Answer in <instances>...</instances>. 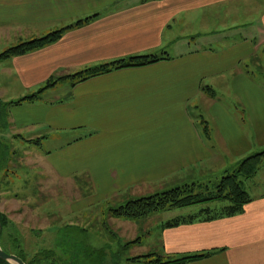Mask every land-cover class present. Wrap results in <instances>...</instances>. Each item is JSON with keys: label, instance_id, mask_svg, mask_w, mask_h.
I'll list each match as a JSON object with an SVG mask.
<instances>
[{"label": "crops", "instance_id": "0c3cea01", "mask_svg": "<svg viewBox=\"0 0 264 264\" xmlns=\"http://www.w3.org/2000/svg\"><path fill=\"white\" fill-rule=\"evenodd\" d=\"M94 16L56 43L0 64L1 74L21 88L22 99L55 77L137 56L164 58L80 83L62 81L41 100L10 108L17 131L45 136L40 146L67 140L45 155L55 174L89 176L93 198L102 203L129 191L202 183L209 178L203 172H214L219 152L234 160V168L264 151V86L257 74L247 73L255 68L244 66L264 54V0H0V32H25L30 40ZM225 20L235 25L217 29L213 34L220 39L213 46L190 39L194 28L209 30L213 21L225 26ZM243 30L258 31L259 38ZM225 86L235 97V113L217 93ZM203 122L217 144L204 137ZM230 169L223 168L222 175ZM258 175L245 184L246 189L252 183L256 193L246 189L253 201L240 214L160 225L159 253L212 254L188 264H264V175L256 181ZM200 206L178 218L227 207Z\"/></svg>", "mask_w": 264, "mask_h": 264}, {"label": "rangeland", "instance_id": "374dc122", "mask_svg": "<svg viewBox=\"0 0 264 264\" xmlns=\"http://www.w3.org/2000/svg\"><path fill=\"white\" fill-rule=\"evenodd\" d=\"M221 23L219 21L210 22L208 25L209 30L205 26V28L202 26L194 28L190 31V39H194L196 45L213 46V43L220 39L217 34H213L217 29H227L235 25L233 21H227L226 23L225 20V26ZM201 28L203 30H200ZM244 31H242L244 36L249 35V37L255 38L256 36L259 38L258 31L255 32V35H252L250 31ZM233 33L231 36H238L237 32ZM0 36V54L10 48L31 41L27 38L29 37L28 33L25 34V32L22 33L21 31L16 33L3 31L0 32ZM192 44L193 48L195 44ZM257 57L261 59L260 64L263 65L262 73H256L258 75L257 82L264 86V54L262 51ZM256 61H258L257 58ZM258 64L259 62L252 64L249 61L244 66L256 67V71L257 67H259ZM1 72L0 99L3 103L0 107H4V112H7L4 116L5 121L9 123V127L0 129V141L7 145L10 160L4 168L0 166V213L7 219L3 236L0 238V245L10 252L11 255L22 253L28 261L44 249H52L62 255L61 250L56 247V238L60 230L72 226L73 228H84L90 231L84 238L86 243L96 250H104L107 253L105 263L114 264L113 253L120 252L121 246L123 247L127 242L135 240L139 234L150 231L149 236L151 237L144 238L142 245H133L121 251L124 256L120 264H146L145 260L137 263H127L125 260L127 258L145 256L149 253L160 254L161 247L155 245V235L159 233L158 229L160 225H163V221L169 222L176 217L195 214L202 207L194 206L162 212L142 223L140 227L132 222L112 219L110 227L114 235L106 234L102 229V224L107 222L109 218V207H119L127 200L168 192L175 188V186L171 185H176V183L163 187L145 188L137 192L129 191L105 202L96 203L93 198V184L89 176L83 174L69 178L59 177L51 170L46 161L45 155L67 143V140L60 139L56 142H44L40 146V141L45 136L32 137V135L23 133V131L20 133L14 128L10 115L11 109H8L5 103L20 100L21 88L17 84H13L8 79L9 77H6L5 74L2 75ZM2 89L8 90L6 95L1 94ZM217 93L223 102L231 107L233 113H235V97L232 92L227 91V86L222 90H218ZM60 95L63 96V92ZM3 121L1 117L0 125ZM210 139L211 145L212 143L217 144L214 139ZM217 151L220 150L217 149ZM212 163L214 164L210 169L214 172L211 174L203 172L204 175L209 176V178L204 176L203 184L218 182V179L225 175L221 173L223 168L231 167L230 171L232 173L241 164L239 163L238 166L232 168L234 160L231 161L227 156H222L221 152H219L218 158ZM261 170L256 181L264 175V167ZM77 177L79 179L78 182L76 181ZM251 184L249 187L246 185V189L247 191L249 189L251 195H255L256 192ZM228 205L229 202L214 203L215 208H222Z\"/></svg>", "mask_w": 264, "mask_h": 264}, {"label": "trees", "instance_id": "16d2710c", "mask_svg": "<svg viewBox=\"0 0 264 264\" xmlns=\"http://www.w3.org/2000/svg\"><path fill=\"white\" fill-rule=\"evenodd\" d=\"M95 17L97 16L79 21L74 26L57 32H53L45 37L34 39L26 43H22L16 47L10 48L0 54V64L13 58L25 56L31 52L40 50L53 43H56L67 31L77 27H81L92 21ZM256 58L258 59V61H256ZM162 60H164V58L157 56H137L129 58L128 60L111 62L94 69L86 70L74 76L55 77L51 83L46 85L37 93L24 97L18 101L5 103V106L10 109L13 106H21L25 103H35L41 100V96L46 90L54 87L62 81L72 80L74 84L80 83L100 75L109 74L113 71L128 68L145 67ZM255 62H259V67H257L256 72L247 69V73L251 75H256V73L258 72L262 73L263 65L260 64L259 57H255L251 60L252 64ZM205 90L210 93L211 97L215 96V93L210 88H205ZM2 103L3 102L0 99V106L2 105ZM5 113L7 112H4V107H0V118L2 117L4 121ZM4 121L0 125V129L9 127V123L7 121ZM201 125H203V135L206 138L210 139L206 124L203 122ZM9 155L10 154L7 145H4L2 141H0L1 168H4L9 162ZM263 167L264 151L244 159L236 171L232 172L231 174H226L218 182H213L211 184H185L161 194L158 193L150 197H140L139 199L135 200H127L119 207H109V218L107 222H104L102 224V229L106 234L112 235L113 231L110 227V222L112 219L132 222L140 227L142 223H144L148 219H152V217H154V215L156 214L158 215L162 212H170L175 209L208 205L215 202H229V206L221 209L220 211H212L206 208L197 215L169 221L166 224H163V227L174 228L185 223H192L199 219L209 221L224 217L236 216L243 211L244 207L247 204L253 201V199L245 189V184L249 180L255 178ZM76 181H79L78 177L76 178ZM0 218L2 222V233L0 235L1 238L7 224V219L1 213ZM149 232L150 231L147 232L148 234H139V236L135 240L127 242L125 245H123V247L121 246L120 250L122 251V249H128L133 245H142L143 239L150 235ZM89 233L90 231L84 228H73L72 226L60 230L56 238V247L61 250L62 255H59L52 249H44L39 251L29 261L22 253H15V255L22 259L25 264H106L105 262L107 259V253L104 250H96L86 243L84 238ZM2 249L6 253L11 254L3 247ZM121 251L112 254L114 264L122 263L121 261L124 255L121 254ZM211 255L212 254L207 253L174 258L171 256H163L158 253H149L145 256L127 258L125 262L137 263L145 260L146 264H188L208 258ZM0 264L10 263L0 260Z\"/></svg>", "mask_w": 264, "mask_h": 264}, {"label": "water", "instance_id": "95a60500", "mask_svg": "<svg viewBox=\"0 0 264 264\" xmlns=\"http://www.w3.org/2000/svg\"><path fill=\"white\" fill-rule=\"evenodd\" d=\"M2 233V222L0 218V235ZM0 260L8 262L10 264H25V262L15 255L6 253L0 245Z\"/></svg>", "mask_w": 264, "mask_h": 264}]
</instances>
